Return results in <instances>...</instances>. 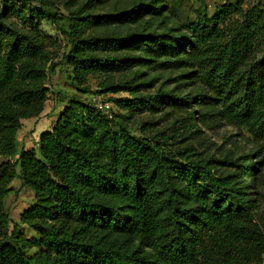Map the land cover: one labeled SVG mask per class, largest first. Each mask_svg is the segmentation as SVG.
I'll list each match as a JSON object with an SVG mask.
<instances>
[{
  "label": "trees",
  "instance_id": "obj_1",
  "mask_svg": "<svg viewBox=\"0 0 264 264\" xmlns=\"http://www.w3.org/2000/svg\"><path fill=\"white\" fill-rule=\"evenodd\" d=\"M164 7L149 0L82 17L133 21ZM185 27L83 35L71 18L64 58L74 78L128 68L135 58L120 50L133 45L166 68L187 69L180 76L188 80L178 85L190 87L148 94L128 80L109 84L103 90L129 92L112 99L111 118L71 98L38 145L17 153L23 120L44 111L49 73L61 62L52 61L54 41L37 26L24 32L0 24V264H263L264 9L235 0ZM167 103L187 107L186 115L164 128L142 121L138 133L127 126ZM202 125L230 126L251 148L235 142L218 155L200 149L194 138ZM15 178L34 192L20 220L38 238H25L5 210Z\"/></svg>",
  "mask_w": 264,
  "mask_h": 264
},
{
  "label": "rangeland",
  "instance_id": "obj_2",
  "mask_svg": "<svg viewBox=\"0 0 264 264\" xmlns=\"http://www.w3.org/2000/svg\"><path fill=\"white\" fill-rule=\"evenodd\" d=\"M46 1L54 3L53 6L45 4ZM149 0H23L20 4L14 0H0V24L17 27L24 32H29L37 26L43 35L51 36L54 41L49 49L52 53V61H60L61 64L56 72L49 73L47 86L49 94L45 102L44 111L38 118H26L22 127L18 131L17 153L22 147H36L39 135L48 130L60 112L71 98H79L91 105L95 96H102L107 100L116 103L113 98L129 96L126 90L116 92L103 90L109 84L118 85V82L128 80L133 85L139 87V92L155 94L162 90H173L180 94H185L190 84L178 85L187 81V76H180L187 69L166 68L158 64L151 55L139 46L128 45L120 50V54L125 57L135 58V64L128 68L110 67L104 71L86 75L81 80L74 78L73 66L64 58V55L71 47L70 19L78 23L83 28V35H117L125 36L132 32L167 30L170 27L179 28L185 31V25L197 19L204 13L212 15L215 10L227 2L235 0H161L165 5L163 11L152 15L145 13L133 21H121L107 23L101 20L87 23L84 15L101 14L105 12H116L126 9L135 3H146ZM249 1V0H248ZM264 9V0H251ZM6 5L14 6L13 12L6 11ZM247 6V4H243ZM82 8V12L78 9ZM100 55L110 54L108 49H96ZM141 58H143L141 60ZM178 78V79H177ZM177 79V80H176ZM117 111V108H115ZM187 107L167 103L160 111L155 113L143 112L134 121L128 122L127 126L138 133L142 121L149 119L157 120L159 128H164L173 123L175 119L183 118L186 115ZM120 113H123L120 111ZM198 116V114H196ZM197 119V118H196ZM119 121V119H118ZM198 121V120H197ZM200 124V123H198ZM247 135V133H244ZM195 141L200 149L208 150L210 153L219 154L220 146L231 147L236 142L237 148L249 150L251 146L245 142L238 131L230 126L216 127L209 129L202 125L201 131L195 134ZM228 142V143H227ZM4 157L0 156V161ZM10 189L4 198L5 210L16 230L25 238H38V234L27 224L20 220V216L25 209H28L35 202L33 190L28 186H21L19 179L15 178L10 183ZM41 247L36 245L27 248L26 252L32 254ZM264 264V262H263Z\"/></svg>",
  "mask_w": 264,
  "mask_h": 264
},
{
  "label": "built area",
  "instance_id": "obj_3",
  "mask_svg": "<svg viewBox=\"0 0 264 264\" xmlns=\"http://www.w3.org/2000/svg\"><path fill=\"white\" fill-rule=\"evenodd\" d=\"M92 104L95 109L105 114L107 117L111 118L113 116L112 109H113V102L110 100L105 99L104 97L95 96L92 99ZM38 142L36 141V146Z\"/></svg>",
  "mask_w": 264,
  "mask_h": 264
}]
</instances>
